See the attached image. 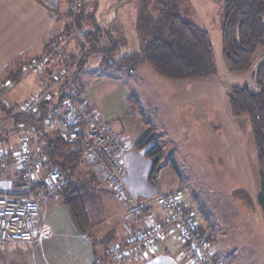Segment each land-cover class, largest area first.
Listing matches in <instances>:
<instances>
[{
    "label": "rangeland",
    "instance_id": "374dc122",
    "mask_svg": "<svg viewBox=\"0 0 264 264\" xmlns=\"http://www.w3.org/2000/svg\"><path fill=\"white\" fill-rule=\"evenodd\" d=\"M70 5L68 9L67 2L61 0L58 8L51 10L54 28L42 41L46 54L36 59H47L43 67L31 69L36 60L27 66L22 63L18 69L22 75L17 76L9 90L0 93V150H21L23 131L15 128V117L8 113L11 109L13 114L19 113L17 107L43 92H48L55 103L61 95L70 98L82 94L96 121H106L111 127L120 123L117 118L123 111L131 110L128 99L135 96L141 112L137 119L153 128L163 144L164 155L154 179L158 190L179 198L191 219L212 237L209 247L221 261L264 264V213L256 201L260 190L256 147L249 118H234L227 97L235 86L248 85L251 91H258L254 71L264 60V43L257 48L249 70L230 72L222 47L226 0H183L182 17L210 33L217 76L171 80L158 75L149 64L134 72L118 71L104 63L105 56L118 62L120 57L141 52V43L133 34L137 29L140 35L150 38L155 28L143 30L141 26L136 28L135 23H142L145 16L159 17L157 1L83 0L78 12L70 11ZM123 29L133 32H114ZM116 35L118 40L125 37L127 42L118 44L119 50L112 52ZM88 162L84 154L70 177L73 188L83 194L88 214L95 222L102 215L100 196L93 194L99 179L85 176L82 167ZM47 166L42 162L37 174L46 172ZM18 171L19 167L10 163L0 173V181ZM12 180L11 177L9 181ZM56 210L59 220L66 219V207ZM100 232L95 235L96 262L112 264L114 260L107 255V249L114 238L106 234L105 228H100ZM51 240H45L40 252L44 254L52 247L61 262L74 264L70 237L59 241L55 238L53 245Z\"/></svg>",
    "mask_w": 264,
    "mask_h": 264
},
{
    "label": "crops",
    "instance_id": "0c3cea01",
    "mask_svg": "<svg viewBox=\"0 0 264 264\" xmlns=\"http://www.w3.org/2000/svg\"><path fill=\"white\" fill-rule=\"evenodd\" d=\"M60 1L61 0H0L1 94L6 83L12 81V79L9 78L11 73L14 72V78L17 79L16 74L18 73L20 65H23L24 63L26 66L28 64L30 65L34 60L46 54V46L42 44V41L43 38L54 28V14L51 10L57 9ZM64 2H67L69 9V0H63V3ZM135 25L137 28L136 23ZM121 28H123V26ZM112 29H114V26H112ZM114 32L124 35L127 32L131 34L133 31L123 29L120 30V32ZM133 35H135V40L139 41L137 29ZM115 38L117 39L119 37L116 35ZM117 40L113 39V41L117 44L121 43L122 45H126L127 40L125 37H122L121 41L120 39L118 41ZM28 59L32 60L26 63ZM60 107H63V104ZM49 108L52 109L53 106L49 105ZM99 115L100 114H98V116ZM138 116L139 114L137 112L132 113L130 110H125L117 118L120 122L119 124L111 127L108 122L104 121V126L121 134L126 142V150L124 152L123 159L128 170L127 184L131 192L138 199L145 202L143 213L136 214L132 212L130 207L121 200L117 192L107 185L105 179L99 173L96 166L90 162L85 154L86 159L89 162L86 166L82 167V171L86 177L87 175L89 176L88 179H99L97 180V186H95L93 194L100 196L99 207L102 211L101 218L99 217V219L95 222L91 220L88 214L92 223L90 235H85L77 229L72 219L69 207L63 200V197H67L69 192L72 191H75L76 194L81 196H83V194H81L78 189L73 188V181L71 177L63 176L59 189V196L57 198H51L47 201H43L41 204L42 212L40 213L38 221L39 225L34 241L31 243L7 244L0 242V264H64L61 262L59 254L54 251L52 247H49L48 251L45 250L44 254L40 252V250L44 246L45 240L52 239L51 245H53L55 238L57 239L56 241H59L60 238H66L67 236L70 237L72 241L74 250L72 261L74 264H97L94 243L96 233L99 232L98 235L101 234L100 228H105L107 231L106 234L114 238L107 249L108 255L112 246L126 245L138 236L148 232L154 225L163 223L166 213L162 208L161 201L157 197L158 193L163 192L158 190L159 188L156 183L153 184L150 181L153 167L152 159L146 156L145 150H139L136 148L137 142L150 130H153L154 132V129L140 123L137 119ZM124 118L127 121H121ZM128 120H133V123ZM21 127L24 134L30 128H38V123H24ZM159 137L161 139L160 135ZM152 145H150V147ZM41 147L42 144L38 146L37 151V156L39 158L43 155ZM41 162L46 163L48 166L46 172H40L37 174V180L46 178L48 174L53 171L51 165H49L47 161L43 160ZM10 163L19 167V161L17 159H13L0 169V173L5 172ZM18 174L19 171L16 172V174L9 175L7 180L0 181V192L4 190H18L21 187L19 183H22L20 178L17 176ZM11 177L13 178L12 182L9 181ZM88 179H85V182H87ZM99 184H102L100 185V188L98 186ZM90 190L91 188L89 191ZM36 193L40 195L44 194L45 187L39 186ZM54 202H58L60 205H55ZM84 204L88 213L89 209L85 202ZM59 207H66L68 212V216L65 217L66 219L59 220V212L57 213L59 210H56ZM183 211H185L184 208ZM48 221L49 224H47ZM101 225L103 227H101ZM209 239L212 240L210 235ZM213 254L217 259H220L216 256L217 253L213 252ZM112 264L200 263L195 258L188 244L181 239L176 228L170 227L167 233L154 245L152 249L140 251L130 257L114 261Z\"/></svg>",
    "mask_w": 264,
    "mask_h": 264
},
{
    "label": "trees",
    "instance_id": "16d2710c",
    "mask_svg": "<svg viewBox=\"0 0 264 264\" xmlns=\"http://www.w3.org/2000/svg\"><path fill=\"white\" fill-rule=\"evenodd\" d=\"M156 1L159 5V17L155 19L153 16H145L142 23L136 20L137 28L140 26L143 30L153 26L155 28L150 38L145 37V34L140 35L137 30L141 52L120 57L118 62L114 61L112 57L105 56L104 63L118 71L128 72H134L141 65L149 64L158 75L171 80L207 79L217 76L218 71L209 31L197 27L193 22L182 17L181 2L183 0ZM69 2L71 4L73 0H69ZM90 34L91 31L87 32L86 36ZM50 39L53 44L55 37L52 36ZM263 43L264 0H226V16L222 26V47L229 71L243 73L249 70L257 48ZM112 44L113 46L110 47L112 52L118 51V44L113 40ZM105 50L97 49L95 51L103 52ZM21 75L22 70H19L17 76ZM14 76V72L11 73L12 81L9 82L16 81ZM254 80L258 87L257 92L251 91L248 85L235 86L228 91L227 97L234 118L243 116L249 118L260 178V190L256 201L264 213V60L255 69ZM64 99L66 98L61 95L60 102H63ZM60 102L44 101L35 117L27 116L21 111L13 114V109L8 114L15 117V128L22 129L21 125L24 123L34 124L43 121L51 110L49 105L56 106ZM128 104L132 113L141 114L137 97L129 98ZM144 123L150 125L148 122L144 121ZM40 144H42V157L51 163L52 170H58L62 176L66 177L73 174L85 154L83 143L70 144L59 133L46 136ZM150 145L152 146L150 147ZM136 148L145 150L146 156L152 159L150 181L155 184L154 179L159 173L160 162L164 155L159 135L150 130L137 142ZM174 167L176 168L175 164ZM17 176L22 181L21 172ZM19 185L21 186L22 183L20 182ZM82 197L72 191L67 197H63V200L69 207L77 229L89 236L92 223ZM180 206L182 207L181 203ZM183 212L189 216L187 212ZM197 228L210 242L209 234L203 232L198 225Z\"/></svg>",
    "mask_w": 264,
    "mask_h": 264
},
{
    "label": "built area",
    "instance_id": "2783aa9c",
    "mask_svg": "<svg viewBox=\"0 0 264 264\" xmlns=\"http://www.w3.org/2000/svg\"><path fill=\"white\" fill-rule=\"evenodd\" d=\"M82 3L83 0H73L70 9L78 12ZM46 61V58L36 60L30 68L38 70ZM12 86V82H9L4 91ZM48 94L43 92L17 109L27 116L35 117L41 104L52 100ZM62 104L63 107H60ZM37 123L38 128H30L23 134L20 151L15 153L7 149L0 150V169L9 161L17 159L22 177V185L18 190L0 192V242H33L42 212V202L59 196L63 180L60 171L53 170L46 178L37 180L38 167L41 161H45L42 155L40 158L37 156L38 146L46 136L54 133H59L70 144L83 143L85 154L107 185L117 192L132 212L143 213L145 202L138 199L127 184L128 170L123 159L126 142L123 136L96 121L82 94L66 98L53 106L48 116ZM39 186L45 187L44 194L36 193ZM157 197L166 213L163 223L154 225L148 232L126 245L112 246L108 253L112 260L118 261L140 251L152 249L170 227H175L200 264H228L214 256L209 241L198 231L197 224L183 212L177 196L158 193Z\"/></svg>",
    "mask_w": 264,
    "mask_h": 264
}]
</instances>
